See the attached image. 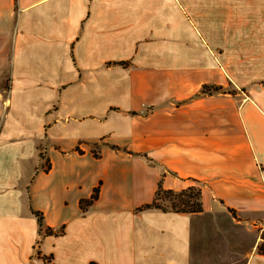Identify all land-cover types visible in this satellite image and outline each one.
Here are the masks:
<instances>
[{
	"label": "crops",
	"instance_id": "obj_1",
	"mask_svg": "<svg viewBox=\"0 0 264 264\" xmlns=\"http://www.w3.org/2000/svg\"><path fill=\"white\" fill-rule=\"evenodd\" d=\"M4 1L0 264H264V0Z\"/></svg>",
	"mask_w": 264,
	"mask_h": 264
},
{
	"label": "trees",
	"instance_id": "obj_2",
	"mask_svg": "<svg viewBox=\"0 0 264 264\" xmlns=\"http://www.w3.org/2000/svg\"><path fill=\"white\" fill-rule=\"evenodd\" d=\"M209 92V89L207 87H204L202 90V94H206ZM195 187L189 188L185 191H182L180 193H174L171 191H164L161 188H159L156 192V197L153 201L152 204L148 205L146 208H156L159 209L163 212H167V210L160 209L155 206V202L157 197L159 196L160 193H168L173 195L176 198V203L172 205V210L169 212H174V213H199L202 211L201 207V201H200V195L201 192L199 189H194ZM98 189H95L93 196L91 197L90 200L84 201L82 205L84 207L90 206L97 198H98ZM36 218L38 219V223L41 226H43V218L40 213L37 212H32ZM46 233H51L50 231H47ZM39 244V242H38ZM258 252L262 255H264V232L261 234V242L258 245Z\"/></svg>",
	"mask_w": 264,
	"mask_h": 264
},
{
	"label": "rangeland",
	"instance_id": "obj_3",
	"mask_svg": "<svg viewBox=\"0 0 264 264\" xmlns=\"http://www.w3.org/2000/svg\"><path fill=\"white\" fill-rule=\"evenodd\" d=\"M4 2H5L4 0H0V5L2 6H4V4L6 5V3ZM2 14L3 16L7 18V21H8V8L4 9V12ZM0 22H3V18L2 20L0 19ZM2 30L3 29L0 28V40H4L8 45V23H7V28H6L7 35L5 34L4 30L3 32H1ZM5 53H6V62H7V67H8V47H7V52ZM7 85L8 84L6 82L2 88H7L8 87ZM17 94L19 93H14L13 96L11 97V100L13 101V105L11 108H9V105L5 104V102L8 101V92L7 91L0 92V131L4 130L8 126H12L16 124L15 122L16 117L14 115V110L16 109V106L14 105V103L18 99ZM21 109L23 111V114L21 116H23L27 108L21 107ZM19 125H22V124H19ZM27 126L29 128L32 126L37 127L38 123L37 122L30 123V124H27ZM194 189H197V188H194ZM176 201L177 200L173 195L164 192V193H160L159 196L157 197L155 206L163 210L171 211L172 205L176 203Z\"/></svg>",
	"mask_w": 264,
	"mask_h": 264
}]
</instances>
